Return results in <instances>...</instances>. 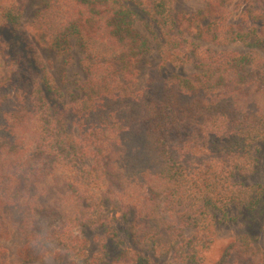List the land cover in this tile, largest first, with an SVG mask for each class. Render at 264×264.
I'll use <instances>...</instances> for the list:
<instances>
[{"label":"trees","instance_id":"obj_1","mask_svg":"<svg viewBox=\"0 0 264 264\" xmlns=\"http://www.w3.org/2000/svg\"><path fill=\"white\" fill-rule=\"evenodd\" d=\"M27 1L0 0L1 238L25 233L35 258L52 239L77 252L70 228L102 222L113 196L134 210L140 247L116 258L150 264L141 249L171 252L221 204L258 207L261 194L233 179L264 141V0H205L181 15L173 0H40L24 28ZM138 24L161 58L142 87L134 75L151 48ZM192 28L214 46L184 39ZM71 36L87 56L68 102L36 40L66 52ZM234 43L249 50L215 48ZM190 62L191 77L165 71ZM220 264H264V249L238 240Z\"/></svg>","mask_w":264,"mask_h":264},{"label":"rangeland","instance_id":"obj_2","mask_svg":"<svg viewBox=\"0 0 264 264\" xmlns=\"http://www.w3.org/2000/svg\"><path fill=\"white\" fill-rule=\"evenodd\" d=\"M173 1L174 11L179 15L191 14L205 6V0ZM41 7L40 0L27 1L22 18L24 28L30 27L34 13ZM137 29L147 38L151 48V51L137 63V74L134 75V84L142 87L146 84L151 70L161 63V58L156 41L148 28L144 24H138ZM185 30L187 29H181L184 39L189 38L200 46H214L201 39L195 29ZM36 42L56 82L61 86L66 101L70 102L81 96V85L85 78L81 60L87 54L77 37H70L69 49L66 52H58L39 38ZM215 48L242 52L249 50L241 43L215 46ZM259 53V60L262 64L264 63V51L260 50ZM0 69V74H3L0 76L1 79L8 69L4 65H1ZM165 71L167 74L175 72L190 77L198 73L193 62L181 67L168 66ZM233 181L252 186L256 194H261L262 199L256 209L221 204L207 214L205 227L201 229L186 227L184 229L185 242L180 239L171 252L158 254L149 247L141 249L144 255L150 257L149 263L220 264L226 251L238 240L245 246L264 249V141L258 143L257 158L253 169L247 174L239 173ZM104 205L102 222L79 224L70 228V240H77L76 245L77 248L79 247V252L70 251L60 239H52L41 248L42 257L35 258L31 254L32 245L27 235L15 231L9 237H0V264H123L120 256L116 258L121 251L131 248L140 249L131 235L135 212L130 206L113 196L105 197ZM165 214L169 216V212ZM208 236L209 242L201 245L203 243L201 238L207 239ZM195 244L200 245L196 248L198 250L193 249L192 245ZM83 249L86 250L85 255L82 252ZM138 263H141V259L135 258L132 264Z\"/></svg>","mask_w":264,"mask_h":264}]
</instances>
